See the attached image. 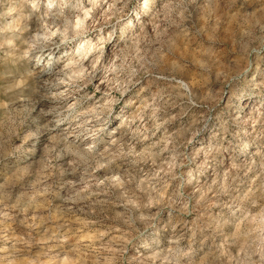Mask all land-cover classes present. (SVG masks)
<instances>
[{
    "label": "clouds",
    "instance_id": "9594fccd",
    "mask_svg": "<svg viewBox=\"0 0 264 264\" xmlns=\"http://www.w3.org/2000/svg\"><path fill=\"white\" fill-rule=\"evenodd\" d=\"M0 264H264V0H0Z\"/></svg>",
    "mask_w": 264,
    "mask_h": 264
}]
</instances>
